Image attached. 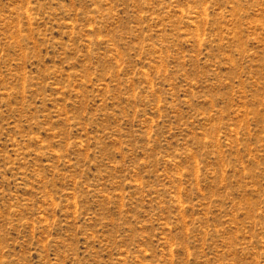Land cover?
<instances>
[{
    "label": "rangeland",
    "instance_id": "obj_1",
    "mask_svg": "<svg viewBox=\"0 0 264 264\" xmlns=\"http://www.w3.org/2000/svg\"><path fill=\"white\" fill-rule=\"evenodd\" d=\"M0 264H264V0H0Z\"/></svg>",
    "mask_w": 264,
    "mask_h": 264
}]
</instances>
